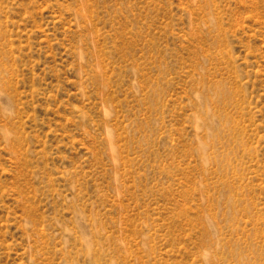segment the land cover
I'll return each mask as SVG.
<instances>
[{
    "label": "rangeland",
    "instance_id": "374dc122",
    "mask_svg": "<svg viewBox=\"0 0 264 264\" xmlns=\"http://www.w3.org/2000/svg\"><path fill=\"white\" fill-rule=\"evenodd\" d=\"M0 264H264V0H0Z\"/></svg>",
    "mask_w": 264,
    "mask_h": 264
}]
</instances>
